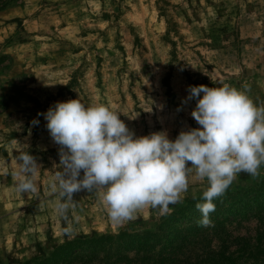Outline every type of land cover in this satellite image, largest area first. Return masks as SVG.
I'll list each match as a JSON object with an SVG mask.
<instances>
[{
  "label": "rangeland",
  "instance_id": "obj_1",
  "mask_svg": "<svg viewBox=\"0 0 264 264\" xmlns=\"http://www.w3.org/2000/svg\"><path fill=\"white\" fill-rule=\"evenodd\" d=\"M201 84L246 88L264 107V0H11L0 8V264L47 257L76 239L157 233L207 186L193 171L170 214L144 208L120 224L110 220L97 193L81 190L62 216L50 186L60 146L38 113L79 98L120 113L137 136L167 130L175 139L181 130L199 127L191 117L196 101H183L190 85ZM25 145L41 165L38 194L15 189L12 171ZM263 180L264 165L256 178L238 174L225 192L242 196L217 215L228 220L222 235L230 251L239 248L237 236L248 248L264 250V204L251 200L256 191L243 192ZM219 242L210 235L204 241L213 249ZM149 243L157 250L163 242ZM107 248L111 244H101L97 254L102 257ZM240 254L238 263L264 264L261 255Z\"/></svg>",
  "mask_w": 264,
  "mask_h": 264
},
{
  "label": "clouds",
  "instance_id": "obj_2",
  "mask_svg": "<svg viewBox=\"0 0 264 264\" xmlns=\"http://www.w3.org/2000/svg\"><path fill=\"white\" fill-rule=\"evenodd\" d=\"M187 92L183 103L196 101L191 117L199 127L181 130L175 139L167 130L137 136L120 119V113L105 104H85L79 98L55 102L38 113L60 146L59 164L54 165L50 180L52 192L58 195L57 212L65 215L74 193L87 190L98 194L116 224L131 220L144 208L168 215L170 205L182 202L194 171L207 185L202 202L196 204L201 213L198 223L210 226L214 201L225 194L237 175H260L264 107L253 102L246 88L228 84L190 85ZM25 146L16 155L12 171L15 189L21 195L38 194L41 165Z\"/></svg>",
  "mask_w": 264,
  "mask_h": 264
},
{
  "label": "trees",
  "instance_id": "obj_3",
  "mask_svg": "<svg viewBox=\"0 0 264 264\" xmlns=\"http://www.w3.org/2000/svg\"><path fill=\"white\" fill-rule=\"evenodd\" d=\"M10 1L0 0V8ZM262 183L260 186L243 192L256 191L257 193L251 196V200L264 204V180ZM226 197L232 199L229 204H226L228 202ZM219 199L223 200L214 201L215 211L210 213V216L214 215V218L211 219L213 223L207 227L198 225L201 218L198 220L195 217L199 212L196 204L202 202L201 196L188 201L184 207L163 221L160 224L162 229L157 233L152 230L123 231L114 235L76 239L60 246L50 256L36 257L23 264H94L95 261L96 264H241L237 262V259L242 252L247 256L261 255L264 261V250L259 249L257 244L253 248H248L247 242H242L244 239L242 236L235 237L239 248L235 251L229 250V246L225 243L226 237L222 235V227L228 220L224 217L219 218L217 215L224 211L229 212L235 202L241 201L242 196L238 197L228 192ZM171 222L174 225L168 231L167 229L172 225L168 226ZM209 235L220 241L217 243V249L207 247V244L204 243ZM150 239L163 243L155 250L154 246L149 243ZM258 239L257 237L256 240ZM134 243H137L136 251L133 255H128L127 253L130 251L128 247ZM101 244H111V248H107L102 257L97 254L105 247L100 249ZM80 248L84 250L82 251ZM116 253H118L117 256H115ZM256 260L258 261L259 257H256Z\"/></svg>",
  "mask_w": 264,
  "mask_h": 264
}]
</instances>
